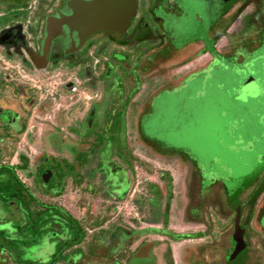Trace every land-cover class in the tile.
Segmentation results:
<instances>
[{
	"label": "flooded vegetation",
	"instance_id": "flooded-vegetation-1",
	"mask_svg": "<svg viewBox=\"0 0 264 264\" xmlns=\"http://www.w3.org/2000/svg\"><path fill=\"white\" fill-rule=\"evenodd\" d=\"M226 72L262 97L264 0H0V264H211L197 229L235 219L227 189L140 136L163 96ZM251 247L239 264H264Z\"/></svg>",
	"mask_w": 264,
	"mask_h": 264
},
{
	"label": "rangeland",
	"instance_id": "rangeland-1",
	"mask_svg": "<svg viewBox=\"0 0 264 264\" xmlns=\"http://www.w3.org/2000/svg\"><path fill=\"white\" fill-rule=\"evenodd\" d=\"M240 84L238 76L226 72L218 74L215 82L199 78L179 92L166 94L157 107L154 105L140 136L149 144H141L144 152L151 156L197 163L203 175L204 191L214 192L215 202L220 203L224 201L220 200L224 195L222 189L226 188L236 210L243 205L240 195L249 194L253 180L249 182L247 177L264 160V81L260 87L262 97L247 103L235 99ZM132 134L133 139L138 138L137 128L132 129ZM255 180L254 187L263 185L262 177ZM179 192L180 188H176L174 196ZM213 200L211 197L210 202ZM197 203L195 199L194 205ZM220 207L219 214L228 215L230 211ZM123 213L127 215L130 209H124ZM258 216L264 226V210ZM161 218L157 212L151 222L157 223ZM213 251L210 249L209 253Z\"/></svg>",
	"mask_w": 264,
	"mask_h": 264
},
{
	"label": "crops",
	"instance_id": "crops-1",
	"mask_svg": "<svg viewBox=\"0 0 264 264\" xmlns=\"http://www.w3.org/2000/svg\"><path fill=\"white\" fill-rule=\"evenodd\" d=\"M259 209H264V204L259 206ZM250 210H247L246 213L240 218L238 225L236 223L237 212L235 219L229 220H212L209 222H204L202 226L197 230H201L204 234L211 235L214 237V243L212 250L215 254L210 255L209 250L207 252V261L211 264H227V255L228 249H233L234 237L236 235L237 226L239 228L242 240L245 244H251V252L255 250H264V226L259 217H256V220L250 219L247 216ZM209 227L211 229H209ZM252 241V243H251ZM258 246V247H256ZM247 249V248H246ZM246 251V250H245ZM215 255V256H214ZM214 256V259L210 257Z\"/></svg>",
	"mask_w": 264,
	"mask_h": 264
},
{
	"label": "water",
	"instance_id": "water-1",
	"mask_svg": "<svg viewBox=\"0 0 264 264\" xmlns=\"http://www.w3.org/2000/svg\"><path fill=\"white\" fill-rule=\"evenodd\" d=\"M263 170H264V160L261 163L260 167H258V169L255 171V173H253L247 177V181L251 182L255 178L259 177ZM239 218H240V209H237V219H236L237 225L239 222ZM234 244H235V247L233 248L234 252L229 257V264H239L240 260H241V262H243V257L240 253H241V251L244 250L245 244L242 240L238 226L236 229V235L234 237Z\"/></svg>",
	"mask_w": 264,
	"mask_h": 264
},
{
	"label": "trees",
	"instance_id": "trees-1",
	"mask_svg": "<svg viewBox=\"0 0 264 264\" xmlns=\"http://www.w3.org/2000/svg\"><path fill=\"white\" fill-rule=\"evenodd\" d=\"M264 191V181H263V185L260 186V189L254 194L253 197V202H256L259 195Z\"/></svg>",
	"mask_w": 264,
	"mask_h": 264
}]
</instances>
